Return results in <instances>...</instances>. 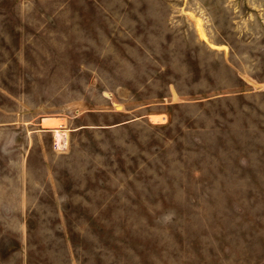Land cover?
<instances>
[{
  "label": "rangeland",
  "instance_id": "obj_1",
  "mask_svg": "<svg viewBox=\"0 0 264 264\" xmlns=\"http://www.w3.org/2000/svg\"><path fill=\"white\" fill-rule=\"evenodd\" d=\"M0 264H264V0H0Z\"/></svg>",
  "mask_w": 264,
  "mask_h": 264
}]
</instances>
